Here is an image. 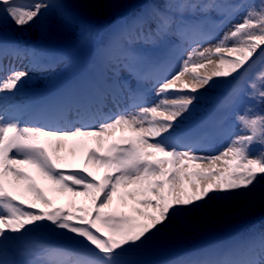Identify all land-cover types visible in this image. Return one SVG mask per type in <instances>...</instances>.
<instances>
[{"label": "rangeland", "instance_id": "rangeland-1", "mask_svg": "<svg viewBox=\"0 0 264 264\" xmlns=\"http://www.w3.org/2000/svg\"><path fill=\"white\" fill-rule=\"evenodd\" d=\"M4 1L0 46L8 41L14 49L0 54V62L8 63L0 72V99L12 90V107L30 105L34 100L63 109L89 104L113 117L96 123L93 131L75 127L72 132L60 133L46 127L55 137L53 150L46 147L49 155L44 160L31 157L26 148L13 159L12 170L5 172L3 180L21 202L0 204V264L8 263L9 249L17 245L34 253L53 246L54 264H127L133 258L104 262L95 259L102 255L94 253L93 259L86 250L81 251L83 261L78 260L71 245L101 241L102 236L91 233L86 222L102 225L107 222L106 213L118 226L117 238L125 236L128 222L137 224L138 218L150 217L158 223L155 216L159 214L161 221L175 222L173 211L192 214L199 205L213 217L222 215L213 202L224 181L235 168L243 171L260 160L254 154L259 148H249L248 129L237 119L249 111L241 94L245 84L230 96L233 104L227 122L219 121L222 108L231 101L225 96V87L220 97L213 94L222 77L219 56L227 55L226 40L244 22V1L238 9L230 8L227 15L219 17L225 20L222 26L216 25L218 18L207 22V16L195 12L188 17L175 13L161 26L140 19L128 29L118 25L108 36L104 27L83 26L85 11L81 7L86 0ZM91 1L100 8L111 4V0ZM182 6L176 10L189 12L188 6ZM200 36L206 41L199 40ZM62 45L69 50L62 52ZM19 46L23 50L17 51ZM154 63L165 68L164 79L151 96L138 101L135 88L153 81ZM93 72L99 78L95 79ZM100 77L103 82L110 81L114 95L103 93ZM243 119L246 121L245 116ZM12 128V122L0 121V166L6 152L5 133L11 135ZM35 133L37 130L26 127L20 140L36 141L32 139ZM126 138L134 141L133 150L118 147ZM190 139L196 144L188 146ZM89 145L105 152V160L100 162L95 153L88 157ZM49 158L55 165L74 167L73 172L55 176ZM114 160L121 173L110 183ZM64 207H69L67 215L62 213ZM60 217L56 228L49 226L50 220ZM44 218H48L45 225ZM59 228L62 232L55 240L53 234ZM137 229V233L146 232L147 224ZM109 251L116 252L113 248ZM195 261L185 264H197ZM32 262L41 264L35 259ZM230 264H264V254L261 248L258 253L250 249Z\"/></svg>", "mask_w": 264, "mask_h": 264}, {"label": "trees", "instance_id": "trees-1", "mask_svg": "<svg viewBox=\"0 0 264 264\" xmlns=\"http://www.w3.org/2000/svg\"><path fill=\"white\" fill-rule=\"evenodd\" d=\"M177 1L111 0L112 4L108 6L123 12L120 16L126 22H132L141 17L158 19L161 14L169 12L170 4ZM195 1H210L213 5L211 15H215L217 10L222 11V6L227 8L238 2ZM245 3L244 22L226 40L228 53L231 54L220 56L219 60L223 76L231 73L237 83H248L246 94L250 98L248 106L251 113L246 126L254 141L264 142V0H247ZM86 7L95 20L104 12L101 8L95 11L93 4ZM250 72H253L252 77L248 75ZM229 78L225 77L224 81ZM256 157L260 160L249 163L243 173L234 174L224 182V188L213 202L221 210V217H213L205 208L197 207L190 216L179 215L178 223L159 221L156 224L147 218L148 232L138 233V244H133V249H138L136 253L142 264H176L200 254L225 259L229 254L238 255L240 250L250 245L263 247L264 155L258 153Z\"/></svg>", "mask_w": 264, "mask_h": 264}, {"label": "bare ground", "instance_id": "bare-ground-1", "mask_svg": "<svg viewBox=\"0 0 264 264\" xmlns=\"http://www.w3.org/2000/svg\"><path fill=\"white\" fill-rule=\"evenodd\" d=\"M0 66H1V63H0ZM1 69V68H0ZM93 76H95L96 78L95 79H97V78H99V75L98 74H96V73H94L93 72ZM5 95H7V93L5 94ZM4 95V96H5ZM140 98V97H139ZM66 135H67V133L66 134H64V135H62V134H60V138H65L66 137ZM9 259H10V257H9ZM9 262V261H8Z\"/></svg>", "mask_w": 264, "mask_h": 264}]
</instances>
